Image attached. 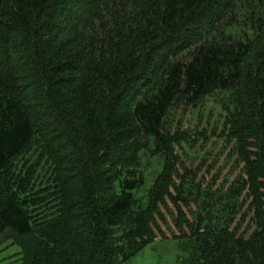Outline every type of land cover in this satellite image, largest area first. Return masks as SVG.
<instances>
[{
  "label": "trees",
  "instance_id": "1",
  "mask_svg": "<svg viewBox=\"0 0 264 264\" xmlns=\"http://www.w3.org/2000/svg\"><path fill=\"white\" fill-rule=\"evenodd\" d=\"M226 23L244 32H221ZM238 86L245 100L230 122L259 132L256 161L243 154L247 179L230 195L194 191L186 176L175 181L167 158L143 206L142 152L152 140L168 152L163 126L174 103ZM33 145L60 153L56 177L16 187L9 172L21 175L18 158ZM261 180L264 0H0V237L30 238L22 264H121L153 242L166 197L194 264H264ZM247 187L250 236L239 233L242 219L232 229ZM192 202L190 222L181 205Z\"/></svg>",
  "mask_w": 264,
  "mask_h": 264
},
{
  "label": "rangeland",
  "instance_id": "2",
  "mask_svg": "<svg viewBox=\"0 0 264 264\" xmlns=\"http://www.w3.org/2000/svg\"><path fill=\"white\" fill-rule=\"evenodd\" d=\"M228 24H221V32L226 31L234 36L244 32L243 27H233L234 24L230 27ZM247 36L248 41L254 40L251 39L254 36L252 32ZM190 52V50L185 51L176 60L186 62ZM244 88L238 86L229 91H218L198 104L191 105L181 101L174 103L163 126L168 152H161L156 148L155 140L150 142V150L142 152L144 165H147L146 186L137 194V197L141 198L143 206L148 199L149 190L162 174L167 158H174L176 163L175 167L179 176L175 173V181L178 183L180 176H186V185L194 187V191L201 188L202 191L207 190L211 195H230L231 188L238 182L240 184V179H247L243 154L256 161L257 148H260L259 132L249 128L242 131L230 122V116L236 106L245 100L243 99ZM46 135L52 138L50 133ZM42 151L46 153L41 145H33L18 158L19 169L22 166L24 169L19 171L21 178H18L21 175H13L9 172L12 184L16 182L15 186L18 187V184L23 181L22 183L31 189L41 184L46 187L47 182L51 183L49 180L54 178L56 166L61 164L62 156L56 151H52L51 155L46 153L44 156ZM152 152L155 153L152 154ZM64 163L66 167L70 166V160ZM65 175L71 176L70 173ZM65 179L67 180L68 177ZM248 187L240 199H237V202L241 201L243 208L240 214L232 215L234 217H232L234 219L232 229L242 219L244 224L239 233L248 231L247 236H250L256 227L251 220L253 211H250L252 200L247 198ZM260 191L264 192V188ZM166 199L169 201L167 203L169 207H160L161 215L157 218L158 225L153 227L155 234L153 242L121 264H194L196 255L194 251H189L191 247L189 237L185 240L181 239V233L176 228L178 220L175 219L179 217V209L172 204L169 197ZM224 204L227 203L224 202ZM181 206V211L192 222L199 209L198 205L192 202L189 206L184 204ZM184 226L189 229L186 224ZM185 232L189 235L190 231L185 230ZM21 244L27 247V252L32 250V242L28 237L18 238L12 232L1 236L0 264H22Z\"/></svg>",
  "mask_w": 264,
  "mask_h": 264
}]
</instances>
